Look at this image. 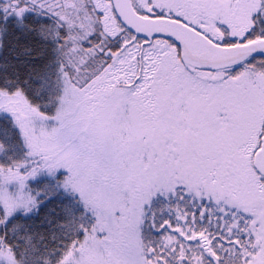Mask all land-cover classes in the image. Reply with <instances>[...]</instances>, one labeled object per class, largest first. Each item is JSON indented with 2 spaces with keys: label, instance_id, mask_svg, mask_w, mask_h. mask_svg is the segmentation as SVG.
<instances>
[{
  "label": "snow or ice",
  "instance_id": "6c2138e0",
  "mask_svg": "<svg viewBox=\"0 0 264 264\" xmlns=\"http://www.w3.org/2000/svg\"><path fill=\"white\" fill-rule=\"evenodd\" d=\"M0 264H264V0H0Z\"/></svg>",
  "mask_w": 264,
  "mask_h": 264
}]
</instances>
